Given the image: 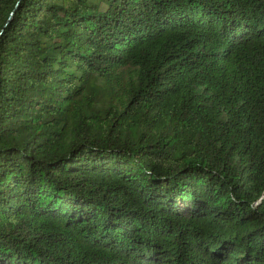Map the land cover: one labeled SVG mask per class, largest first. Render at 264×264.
I'll list each match as a JSON object with an SVG mask.
<instances>
[{"label": "trees", "instance_id": "obj_1", "mask_svg": "<svg viewBox=\"0 0 264 264\" xmlns=\"http://www.w3.org/2000/svg\"><path fill=\"white\" fill-rule=\"evenodd\" d=\"M0 264H264V0H0Z\"/></svg>", "mask_w": 264, "mask_h": 264}]
</instances>
